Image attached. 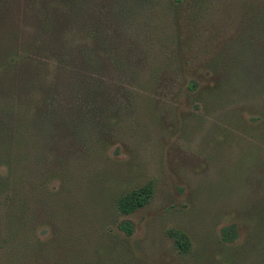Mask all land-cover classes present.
Instances as JSON below:
<instances>
[{"label":"rangeland","instance_id":"1","mask_svg":"<svg viewBox=\"0 0 264 264\" xmlns=\"http://www.w3.org/2000/svg\"><path fill=\"white\" fill-rule=\"evenodd\" d=\"M0 264H264V0H0Z\"/></svg>","mask_w":264,"mask_h":264},{"label":"trees","instance_id":"2","mask_svg":"<svg viewBox=\"0 0 264 264\" xmlns=\"http://www.w3.org/2000/svg\"><path fill=\"white\" fill-rule=\"evenodd\" d=\"M152 197L153 187L151 184H147L120 197L116 203V210L121 215H131L147 206L150 203ZM120 228L128 235L132 233L128 223L121 224ZM169 234L173 240L175 249L180 254H186L190 251L191 242L184 232L179 230H171Z\"/></svg>","mask_w":264,"mask_h":264}]
</instances>
